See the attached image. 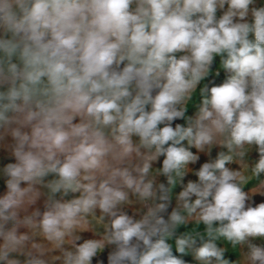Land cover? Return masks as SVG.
<instances>
[{
  "label": "clouds",
  "instance_id": "obj_1",
  "mask_svg": "<svg viewBox=\"0 0 264 264\" xmlns=\"http://www.w3.org/2000/svg\"><path fill=\"white\" fill-rule=\"evenodd\" d=\"M0 264H264V0H0Z\"/></svg>",
  "mask_w": 264,
  "mask_h": 264
}]
</instances>
